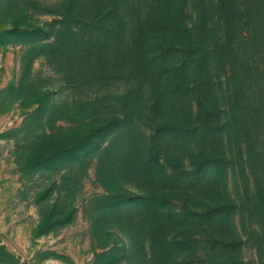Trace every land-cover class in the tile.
I'll list each match as a JSON object with an SVG mask.
<instances>
[{
  "label": "rangeland",
  "instance_id": "1",
  "mask_svg": "<svg viewBox=\"0 0 264 264\" xmlns=\"http://www.w3.org/2000/svg\"><path fill=\"white\" fill-rule=\"evenodd\" d=\"M63 2L0 0V31L20 16L51 23L57 17L41 8L58 10ZM30 51L14 42L0 45V264H223L226 256L230 264H264V203L256 195L264 176V128L256 124L246 140L230 126L223 65L210 73L218 104L212 137H200L202 124L173 123L175 111L162 101L151 109L143 88L131 123L100 152L47 170L26 165L35 142L93 125L125 86L76 90ZM194 113V103L182 112ZM126 195L134 199L120 204ZM146 203L150 217L143 215ZM52 208L73 209V218L40 234Z\"/></svg>",
  "mask_w": 264,
  "mask_h": 264
},
{
  "label": "trees",
  "instance_id": "2",
  "mask_svg": "<svg viewBox=\"0 0 264 264\" xmlns=\"http://www.w3.org/2000/svg\"><path fill=\"white\" fill-rule=\"evenodd\" d=\"M40 11L57 19L38 25L26 16L15 18L0 31V45L28 46L29 55L47 58L76 90L103 89L115 82L125 90L113 106L105 107V116L93 118V125L42 135L27 156L28 167L56 169L100 152L122 124L131 123L143 88L153 99L151 109L157 111L162 101L175 111L173 123L202 124L200 137H212L218 104L210 73L220 65L230 85V126H237L246 140L256 133V124L264 128V0H64L58 10ZM191 103L195 113L184 117ZM248 153L252 159L255 153ZM256 195L263 204L264 176L257 180ZM133 199L126 195L118 201ZM141 207L150 217L149 203ZM73 215V209L62 214L50 209L40 234L68 224ZM223 264H230L229 256Z\"/></svg>",
  "mask_w": 264,
  "mask_h": 264
}]
</instances>
